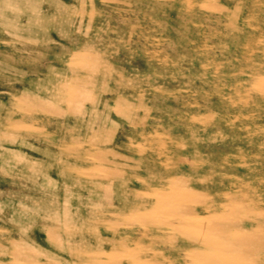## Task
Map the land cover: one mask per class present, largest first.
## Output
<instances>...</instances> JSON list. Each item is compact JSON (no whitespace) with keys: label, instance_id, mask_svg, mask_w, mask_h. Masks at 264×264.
<instances>
[{"label":"rangeland","instance_id":"1","mask_svg":"<svg viewBox=\"0 0 264 264\" xmlns=\"http://www.w3.org/2000/svg\"><path fill=\"white\" fill-rule=\"evenodd\" d=\"M0 264H264V0H0Z\"/></svg>","mask_w":264,"mask_h":264}]
</instances>
